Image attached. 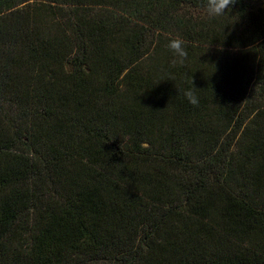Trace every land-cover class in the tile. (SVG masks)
Segmentation results:
<instances>
[{
    "label": "trees",
    "instance_id": "16d2710c",
    "mask_svg": "<svg viewBox=\"0 0 264 264\" xmlns=\"http://www.w3.org/2000/svg\"><path fill=\"white\" fill-rule=\"evenodd\" d=\"M206 3L0 0V264H264V0Z\"/></svg>",
    "mask_w": 264,
    "mask_h": 264
},
{
    "label": "clouds",
    "instance_id": "9594fccd",
    "mask_svg": "<svg viewBox=\"0 0 264 264\" xmlns=\"http://www.w3.org/2000/svg\"><path fill=\"white\" fill-rule=\"evenodd\" d=\"M237 3V0H207L206 3V13L211 17H221L226 13L231 12L234 4ZM185 41L179 37L172 38L169 41L168 47L174 53V56L178 58V60H174L173 63L183 64L187 59L188 52L185 48ZM195 88V87H194ZM185 97L188 101L193 104H198V98L195 96L192 90H187L185 92Z\"/></svg>",
    "mask_w": 264,
    "mask_h": 264
}]
</instances>
